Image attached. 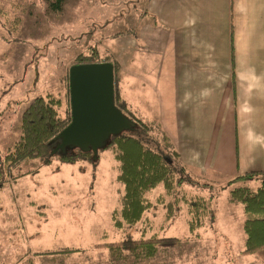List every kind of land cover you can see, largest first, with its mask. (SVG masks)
<instances>
[{"label":"rangeland","instance_id":"rangeland-1","mask_svg":"<svg viewBox=\"0 0 264 264\" xmlns=\"http://www.w3.org/2000/svg\"><path fill=\"white\" fill-rule=\"evenodd\" d=\"M54 1L0 0V158L18 140L21 114L35 98H59L63 114L66 77L78 56L119 64L120 50L135 40L119 34L150 23L147 0H63L61 11L51 12L48 3ZM152 42L149 48L156 51L159 44ZM118 167L107 148L92 162L34 159L14 167L0 188V264H113L108 249L95 245L128 237L175 239L134 264H264V249L242 252L245 214L240 203L229 201L231 188L256 189L260 179L229 185L189 171L194 186L185 183L169 196L157 185L146 194L152 206L141 220L115 229L111 214L120 208L123 190ZM200 197L211 212L190 232L184 200ZM62 248L78 251L41 254Z\"/></svg>","mask_w":264,"mask_h":264},{"label":"crops","instance_id":"crops-1","mask_svg":"<svg viewBox=\"0 0 264 264\" xmlns=\"http://www.w3.org/2000/svg\"><path fill=\"white\" fill-rule=\"evenodd\" d=\"M144 16L119 34L135 39L118 64L126 108L200 178L263 170L264 0H147Z\"/></svg>","mask_w":264,"mask_h":264},{"label":"trees","instance_id":"trees-1","mask_svg":"<svg viewBox=\"0 0 264 264\" xmlns=\"http://www.w3.org/2000/svg\"><path fill=\"white\" fill-rule=\"evenodd\" d=\"M62 2L63 0L49 2L48 8L51 12H60ZM92 62L112 63L114 105L134 123L131 130L112 135L103 148L112 151L114 160L119 164L116 180L122 184L123 190L120 208L112 211L111 220L115 229H121L124 226H134L141 220L144 212L151 208L152 203L146 194L157 185H162L165 194L172 196L185 183L194 186L192 183L194 178L187 173L186 166L180 160V156L171 149L158 124H147L126 108L116 89L118 64L108 57L101 60L80 55L74 60V64ZM66 82L67 101L63 114L59 112L63 102L51 94L44 98H35L21 114L20 136L6 155L0 158V188L11 170L27 161L39 159L47 164L57 158L61 162L71 163L92 162L97 158L92 157V152H82L79 149H66L64 152L55 153L52 151L57 144L55 137L70 121L68 75ZM258 179L260 182L256 189L243 185L234 186L229 192V201L240 203L245 214L242 223L243 253H255L264 249V169L246 172L226 180L227 184L232 185ZM184 203L188 206L190 215L188 230L193 232L203 225V219L211 209L208 201L202 197L190 202L184 200ZM169 217L171 212L166 214V219ZM170 241L175 239L128 237L123 242L98 244L95 248L108 249L110 263L126 260L134 264L154 257L157 250L164 248ZM75 251L78 250L62 248L59 251L41 254H69Z\"/></svg>","mask_w":264,"mask_h":264},{"label":"water","instance_id":"water-1","mask_svg":"<svg viewBox=\"0 0 264 264\" xmlns=\"http://www.w3.org/2000/svg\"><path fill=\"white\" fill-rule=\"evenodd\" d=\"M111 62L74 64L68 72L69 123L57 134L53 148L97 152L112 136L131 130L134 123L114 105Z\"/></svg>","mask_w":264,"mask_h":264}]
</instances>
